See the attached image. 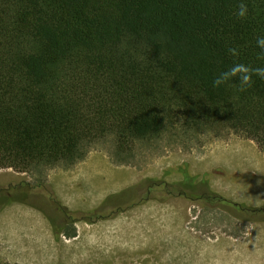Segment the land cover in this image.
Listing matches in <instances>:
<instances>
[{
    "label": "trees",
    "instance_id": "16d2710c",
    "mask_svg": "<svg viewBox=\"0 0 264 264\" xmlns=\"http://www.w3.org/2000/svg\"><path fill=\"white\" fill-rule=\"evenodd\" d=\"M262 36L264 0H0V171L73 162L108 136L128 153L233 132L264 152V80L213 86L235 63L264 67Z\"/></svg>",
    "mask_w": 264,
    "mask_h": 264
},
{
    "label": "rangeland",
    "instance_id": "374dc122",
    "mask_svg": "<svg viewBox=\"0 0 264 264\" xmlns=\"http://www.w3.org/2000/svg\"><path fill=\"white\" fill-rule=\"evenodd\" d=\"M170 135L128 153L108 136L73 162L1 170L0 200L23 185L0 205L1 264H264V220L206 201L263 208L264 152L233 132ZM32 187L40 200L20 202Z\"/></svg>",
    "mask_w": 264,
    "mask_h": 264
},
{
    "label": "clouds",
    "instance_id": "9594fccd",
    "mask_svg": "<svg viewBox=\"0 0 264 264\" xmlns=\"http://www.w3.org/2000/svg\"><path fill=\"white\" fill-rule=\"evenodd\" d=\"M247 14L248 6L247 4L241 2L238 5L236 15L240 18H244ZM256 44L259 48L264 50V36L257 38ZM228 51L234 56L238 55L236 48H229ZM254 76L264 80V67H252L251 65L243 63H235L227 70L221 72L213 80V86L219 88L231 80L238 79L240 90L244 91L247 87H250L253 84Z\"/></svg>",
    "mask_w": 264,
    "mask_h": 264
},
{
    "label": "flooded vegetation",
    "instance_id": "af4514ba",
    "mask_svg": "<svg viewBox=\"0 0 264 264\" xmlns=\"http://www.w3.org/2000/svg\"><path fill=\"white\" fill-rule=\"evenodd\" d=\"M11 188H15V189L19 188L20 190H22L23 189V185H20L19 187H17V186H8L6 188V191H8L6 193L7 194L6 198H4V200L3 199L0 200V205L8 203L11 200V196H12L11 193H10V189ZM37 189H38V187L30 188V191L26 194V196L22 200H20V202L26 203L28 205H33V203L31 202L30 198L33 197L34 200H40Z\"/></svg>",
    "mask_w": 264,
    "mask_h": 264
},
{
    "label": "water",
    "instance_id": "95a60500",
    "mask_svg": "<svg viewBox=\"0 0 264 264\" xmlns=\"http://www.w3.org/2000/svg\"><path fill=\"white\" fill-rule=\"evenodd\" d=\"M12 202H10L9 204H11ZM60 234L56 235V239L59 240Z\"/></svg>",
    "mask_w": 264,
    "mask_h": 264
},
{
    "label": "bare ground",
    "instance_id": "6f19581e",
    "mask_svg": "<svg viewBox=\"0 0 264 264\" xmlns=\"http://www.w3.org/2000/svg\"><path fill=\"white\" fill-rule=\"evenodd\" d=\"M228 165V164H227ZM243 172H245V171H243ZM216 183V182H215ZM219 183V182H218ZM229 187V186H228ZM230 190V189H229ZM232 191V190H231ZM232 194V193H231ZM252 195V194H251ZM254 196V195H253ZM256 197V196H255ZM234 199V198H233ZM259 199V198H258ZM239 200V199H238ZM241 200V199H240ZM252 201V200H251Z\"/></svg>",
    "mask_w": 264,
    "mask_h": 264
}]
</instances>
